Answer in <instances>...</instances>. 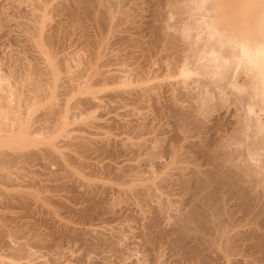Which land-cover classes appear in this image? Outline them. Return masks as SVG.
Instances as JSON below:
<instances>
[{
  "label": "bare ground",
  "instance_id": "6f19581e",
  "mask_svg": "<svg viewBox=\"0 0 264 264\" xmlns=\"http://www.w3.org/2000/svg\"><path fill=\"white\" fill-rule=\"evenodd\" d=\"M182 1L185 0H69L66 4L60 6H58L56 2L53 3L54 2L53 0H31L29 2L27 0L26 1L27 4L24 2V0L6 1L8 4L7 10H9L8 6H12L14 9L16 3L21 4V2H24L22 3V5L24 4L25 5L21 7V9L20 7L18 8L16 5L17 9H19L18 11L19 12L22 11L20 15L24 17V19L23 17H20L22 19L21 21H17L19 19L14 21L13 20L14 17L12 18L9 14L11 11H9L8 13V11L0 10V27L3 28V32L5 31L4 33L0 31V46L4 44L5 45L8 44V41L10 40L12 42L10 41L11 43L9 42L8 46L9 45L11 46L12 44L14 46V51L11 49V47L9 48V51L10 49L12 51V52L10 51L11 53H8L7 51L4 52L5 54L3 52L2 53L0 52L2 54V56H0L2 59V60L0 59V203L1 204L4 203L3 205L7 206L8 204H10V202L11 203L18 202V205H20V207L23 210L27 209V206H29L28 209L30 208V206H33L30 205L29 203L32 204L34 203V205L36 204L37 206L36 209L39 208V211L42 210L43 212L42 208L44 207L41 208L42 206L41 204L43 201H46L48 199V196L50 197L51 195L49 193L50 195L42 196L41 192H38L41 186L43 185L39 186V184L41 183L36 182L38 181L36 179L37 177L35 178L36 179L35 181V179H33V177L30 176V178H28L29 180L28 181L26 180L27 182L24 183V185L27 183L25 186L29 187L28 188L29 190H25L24 185H22L25 179L24 181H22V179L19 180L21 184L17 183L18 185L20 184V186H22L23 189L22 187L19 186L18 188L17 185H15L16 182L14 181L18 180V177L20 176L14 175L17 178L13 177L14 178L13 179L12 178L13 171L11 172L12 168L16 169L17 167L19 168V166L31 167L35 163L38 164L39 163L38 161L41 160L43 156L44 158L46 157L45 159H48V162L49 160L50 161L52 160L53 162L58 163V165L59 164L65 165L67 163L70 164L72 163L71 161L73 160L79 161L81 160V158L84 157L79 156L80 154L78 156L72 154V151L75 150L74 149L75 144L76 143L77 144L79 143V145L85 144L86 146L87 144L86 142H90V140L91 141L96 140L98 143L97 147L101 148L100 150H104L105 152H108L107 151L108 144H110V142L112 143V140L114 141V139L112 137L110 138L108 134H106L105 132L93 131V134L89 133L91 136L89 135L85 136L84 133H82L83 134L82 135L80 131L77 130V132H79L80 135L74 134L77 136V138L79 136V139H76V141H74L75 140L74 138H76V136H74L73 133H75V128H77L75 127V123L77 122L79 125L80 123H84L85 125L93 124L92 119L91 120L89 119V116L92 114L89 113L90 115L87 116H85V114L84 116L81 115L83 112H85L84 110H87L89 106L91 107V105H93L95 107L96 106L98 107L97 104H99L96 102L97 100H95V98L98 97L96 94L99 90L95 89L96 88L95 85L91 84V82L93 80L94 81L98 80L100 81V83L101 80L107 82V80L108 79L110 80V77H112L107 74L110 73V71L109 72L105 71L107 70V68L105 70L103 69L105 68L103 67L104 64H110V63H107L108 61L106 58H105L106 60L104 58L101 59L102 56L104 55V54L101 55V53L104 52L105 48L104 47L100 48L101 46L100 44L104 41V45H105V43L107 42L105 40L106 39L108 40V38L110 37V35L108 37L104 36V33L106 35H108L107 33L116 34V31L121 32L122 30L126 34L128 33L131 34V29L134 27L133 24L134 21L133 19H131V16L135 14V16L137 15L136 17L140 19L141 25L138 24L139 26L136 28V29L139 28L138 30H136L135 28L133 29H135L136 31L139 32V34L141 33L142 35H143L142 31L144 30V28L151 29V31H153L152 32L153 35L150 33L148 34H150L151 37H153V39L150 37L151 38L150 40L151 41L153 40L152 41L153 44L149 40L152 46L158 42L161 43V47L164 46L163 49L165 48V45L166 48H168L167 46H169V49L171 48L172 49L171 51L173 52L171 54H175L174 57L177 56L176 57L177 59L179 57H183L184 58L183 60H185V57L186 58L188 57V59L191 58L194 61L196 60L202 61L201 63L198 62L199 66L197 67L199 68V72L198 69L197 71L194 69L195 72H198L196 74L202 76V80L200 79L201 77L199 79L203 82L200 81V83L209 87L208 90L203 87V89H201L198 92L199 96L198 95L195 96L199 98V100L196 99L199 102L198 103L199 107L197 105L195 106L199 108L200 112L198 113L201 114L202 111V114L201 115L199 114V116L201 117L199 116L197 117L196 114L191 113L192 112L191 110L186 111L184 109L185 110L184 111L182 109L183 107L180 108L181 105L179 109L177 107L178 110H176L177 105L171 106L173 109L172 116L174 117V118L172 117L173 120L172 119L171 120L173 121L172 124L175 125V127L173 126L174 132L171 131L173 134L172 136L184 140L188 136L191 137L192 136L191 133L193 131L198 130V132H200L198 133L199 137L196 141L195 139L187 140L189 138L188 137L187 139H185L186 143L176 138L177 141H182L178 143L179 145L183 143L179 147L174 146V143L173 145L166 144L170 142L168 141L165 143V140L163 141L162 139L161 141V139H157V138H156L157 140L156 139L155 140L156 141L160 140L159 143L160 142L162 143L158 145V143H156L155 140L153 141V139L151 138L148 139V143L150 142V140L153 142L152 144H150L151 146L148 144L149 147L147 145L145 146V144H147L145 142L146 138L142 142L131 141L130 138H126V137L124 138L122 137L121 139L119 138V140L124 142V143L122 142L123 145L121 144L122 147L121 146L120 147L122 149L125 148V150L126 149L131 150L132 148V150L134 149L135 151L136 150L138 151V149L141 147L144 148L147 147V149L145 148V150H148V152L146 151L147 153L145 154H149L147 155V157H150L149 161H151V164L155 163L156 161L155 164L157 165V168L162 166L164 169L162 171L159 170V172L155 171V173H150L151 172L150 171L149 175H147L148 180L146 179L147 178L146 176H145L146 178L144 177L140 178L141 176H136L134 174L132 175L128 174L126 175L125 178L124 177L125 175L123 176L124 174L123 173L121 175L124 178L122 179L120 178L121 180H119V182L115 181L116 182L115 185L110 184V186L105 188L101 187V185L99 184L98 185L100 187L98 186L96 187L97 185L96 183L94 185V183L87 184V182H85L87 185L86 186L81 181L80 183L82 185L84 184L83 187L85 186L89 188L91 193L94 192L93 195H91L90 197H88V195H85L86 196L85 199L83 198L84 196L82 194L83 191L82 193L79 192L82 200L87 199L86 202L89 201V203H87L88 206L85 205L86 202L82 201L84 203L83 208L85 207V209L82 210L81 208L79 210V211L82 210L83 212L82 215H80L81 220L83 218L82 222L84 221V219H87L88 217L90 218V216L95 212L96 214L100 213L101 215V213L104 211H105L104 213L105 215L108 213L110 214V215L108 214L107 217L104 216L105 218L109 219L111 217L110 220L116 219L117 217L119 218V216L117 215L120 214L117 213L116 208L114 207V206L117 207L118 202L116 203L114 202L119 201L120 198H123L121 196L122 194L125 196L124 198H126V195H128L127 198L123 200L124 203L121 202L120 203L124 205L128 204L130 207L131 205L132 207L136 206L138 212L135 211V214L132 213L128 214L127 212L126 213L127 215L132 216L131 219L133 218L137 219L138 224H140L139 228L136 226L135 228L132 227L133 229L138 228L137 230H133L132 234H136V235H132V237L137 236L136 239L139 238L138 240L134 238L136 241L134 240L132 241V243L136 244L137 241L140 240L137 243V245L141 247L139 249V247H137L136 245L137 249L136 248L134 249L136 250V253L140 251L139 252L140 257H138L137 255L138 258L133 259L134 264H149L150 263L149 261H153L154 262V263L152 262L153 264H161L163 262L161 260L163 259L161 258V260H159L160 262L158 263L157 258L161 255L160 254L161 253L160 249L162 247L161 245L164 244H167L168 249H171L173 251L172 253H174L176 257L174 258V261L177 262V264L183 261L188 264H252L254 261L256 264L257 263L264 264V0H186L190 3L189 7L193 9V12L195 10L194 13L198 15V18L199 19L202 18V20L200 21L203 25L201 24L199 26H202L204 31V32L200 31L201 29L199 28L200 30L198 31L203 32L204 35L203 33L200 34L199 32V34L202 36H199L198 34L197 35L198 37H196V39L195 37L193 38L195 39V41L193 40L195 44L192 43L193 41L188 42L191 43L192 46L194 45V47H192L191 44L187 45V48L191 46L189 49L190 51L187 48L185 49L186 47L184 46L185 44L183 45L185 50L181 48L182 40L180 41L181 47L177 45L175 39L176 38L178 39V37H175L176 34L174 35L175 37L174 38L172 34L171 35L166 34L167 31L164 30V26L165 29H168V27L170 28V26L172 25L171 24L172 21L168 22V20L167 21L165 20L166 17L168 16V13H174V12L177 13L178 15L175 13L174 14L179 17L182 16L180 20L182 19L183 21L184 19L183 17H185L184 15H186L183 12H185L186 9L183 10L184 9L183 6L179 4ZM1 3L2 1L0 2L1 5L0 8L2 9L6 5L2 6ZM20 15L17 14V16ZM204 15H206L207 17ZM17 16L16 18H18ZM186 16H188V13ZM189 16H191V14ZM192 16L190 18H192ZM203 16L206 17L207 19L203 20L204 18ZM171 18H174V16ZM178 20L176 22H179ZM187 20L185 23L184 21L183 23L180 21L181 23L180 22H179L180 24L178 23L179 28L188 27L189 23L191 25L192 21L187 22ZM194 22L195 19L193 20V23ZM167 23L168 24L170 23V26ZM165 24H167L168 27ZM182 24L184 25V27H182L183 26ZM1 28L0 30H2ZM77 28H80V31H78L79 29ZM76 30L77 33L74 32ZM183 30L184 29H182V31ZM185 30L187 31V29ZM145 31L147 32V30ZM177 31L179 30L177 29ZM193 31H195V29H193ZM5 33L8 34L7 36L9 37V39L7 37L8 41L7 42L5 41L6 43L1 45V40L3 39L2 37ZM72 33L77 34L76 35L77 37L75 35L73 36L77 40V42L78 40L81 39L82 43H85L87 44V46L90 47V49L88 48L89 50L86 49L87 51H89L90 54L89 57L91 58L90 62H89V58H87L88 62L87 61L86 62L88 64L82 67L80 66V64L79 66L78 65L70 66L68 65L69 63L66 62V60L64 61L65 59L63 57L64 55L62 57L57 55V52H59L60 50V48L58 49V47L61 45V42L64 41L67 35H68V41L67 43L65 42V44L69 45V40H70L69 37L70 35H72ZM132 33H134V31ZM13 34L15 36H13ZM17 34H19V36L21 35V37L19 38ZM130 34L128 35L130 36ZM129 36L127 35L125 36L126 41L127 40L129 41V39L131 40V37L127 39V37ZM4 37L6 39V35ZM188 37L192 38L191 35H189ZM5 39H3V41ZM116 39H118V36ZM75 42L76 41H74L73 43ZM130 43L128 42L129 46ZM87 46L85 45V48ZM129 46L127 48L128 50L125 49V51H127L126 52L127 54L124 53L125 51L123 52L125 56L128 54L132 55L133 52L137 51L131 48L132 46L134 47V45H132L130 49ZM140 47L141 46H139V48ZM120 49H118L119 51L114 50L115 53H113L117 58L119 57L118 59L122 58L120 57V55L123 56V58L125 57L124 55H122L123 53L120 54V51H122ZM141 50L143 51V49ZM187 50L188 53H186ZM77 51L79 50L77 49ZM144 51H146V49ZM183 52H185L186 54L184 53L185 54L184 55ZM27 53L29 54L27 55ZM36 53L39 55L37 56L40 57L39 60L38 57L35 56ZM23 54L24 55L26 54L25 55L26 57H24ZM89 54L87 55L89 56ZM171 57L173 56L171 55ZM79 58L80 57L78 56V59ZM83 58L81 57L80 61ZM111 58L113 59V57ZM112 59H108V60H112ZM92 63L93 65H97V66L99 65L98 66L99 68H101L100 65L103 64L102 65L103 70H97L99 68L96 66H95L96 68L92 67L93 66L91 65ZM184 69L182 68V70L180 69V71L182 72V74L185 75ZM116 73L114 74H116L117 76L118 72ZM120 76L118 75L117 79H119ZM122 80H124L125 83L129 81V80L126 81L125 79ZM145 85L147 86V84ZM151 87L149 89H152ZM74 90L76 91V94H78V96L75 94L77 96V97L75 96V98H73L74 96L71 97L72 95L71 92H73ZM188 108L189 107H187V109ZM180 109H182L183 111ZM210 116L211 118H209ZM142 124H143L142 122L139 123L140 128ZM170 124L171 123H169V125ZM189 125L191 126L192 130L189 127ZM85 127H81L83 129L80 128V130L84 131ZM137 128L139 129V126ZM154 142L156 143V146L158 145L157 147L158 149H155ZM163 143L166 145H164ZM79 145L75 147L78 148ZM175 145H177L176 142ZM61 146L62 147L66 146V150L69 151L65 153L58 151L59 147L61 148ZM121 148L117 149L116 147V151L114 150V152L117 153L119 152V155L123 154L122 151L125 150L124 149L122 150ZM141 149L139 151H143ZM134 150L132 152H134ZM163 151L168 153L169 156L167 154V158L165 160L166 162L161 161L162 163L159 164L156 155L158 153H160L159 155L164 154L162 153ZM176 151H179L180 153ZM186 151L190 153L191 152L195 153V155L197 156L196 157L197 160H200L198 166L195 164L196 167H193L192 164L194 162H192L191 168L187 169L189 164L187 165V167L184 166L191 159L193 160V158L189 155L190 153L185 154L187 153ZM60 152L63 155L62 157L59 156ZM88 156L89 155H87V158L85 157L86 158L85 164L87 163L89 165L90 161H88L89 160ZM146 159L148 158L144 157L143 159V157H141L139 158V161L142 160L144 162V160ZM117 161H119V159ZM149 161L148 164L150 163ZM123 162H125V160ZM127 162L129 161H126V163ZM196 162L197 161H195V163ZM105 163H106L105 166L109 165L108 162ZM126 163L125 165H127L128 167L130 165L131 166L134 165L133 167H135L134 163L131 164L129 163L126 164ZM137 163L139 164V162ZM131 166L129 167V169L130 168L132 169ZM64 167H67V165H65ZM124 168L123 167L119 168V171L120 169H122V172L128 170L127 167L125 168V170H123ZM185 170L186 172H184ZM117 176L118 174L116 175V177ZM112 177L114 178V176ZM12 184H14V186H16L17 189L13 188L12 191L10 187ZM78 185L80 184L78 183ZM46 186L51 187V185H47V184ZM61 186L62 185L60 184V187ZM170 186L172 187L174 186V188H176L177 191L176 194L179 193L178 195L184 197V200L182 199V202L186 203V204L184 203L186 205V208L188 207L187 209H185V212L183 210H181L183 212H180V210L178 212L177 211L178 209H176L173 205V202H171L172 197L170 195L169 197L171 198L167 196V194H169L168 192L171 190ZM8 187L11 190H9ZM51 188L53 189V187ZM99 188H102L104 190L106 189V193L108 192L107 190H109V192L110 190L113 191L115 190L116 192L115 194H118V192L119 193L121 192L122 194L116 195V198H118L119 196L117 200L115 197H113L115 200L110 199L113 202L107 200V202H110V204H105L106 203L105 201L103 202V204L101 202L99 204V201L97 202L96 201L97 198L94 196L96 191L99 190ZM163 188H165V190H163ZM54 189H57V187L56 188L54 187ZM174 191L175 189L173 190V193ZM87 192L89 194V190L86 191V193ZM81 194L83 196H81ZM102 194H104V192ZM115 194H113V196ZM129 195L131 198L135 196V199L134 200L133 198L131 199ZM51 196L53 197V195ZM91 197L92 198L95 197L96 199H92ZM50 198L49 200L51 201L52 199ZM58 199L59 198H57L56 202H58ZM130 200L133 202H131ZM120 201H122V199ZM154 201L157 203H154ZM176 201L174 202L177 203ZM150 202H152L153 205L150 204ZM170 202L173 205V209L175 208V212H173V214L171 213L172 215L169 213L167 214L166 210H164V208L167 207V204L168 203L170 204ZM162 203H165V207H163ZM37 204L41 206L39 207ZM9 206L10 205H8V207ZM129 206H127V208H129V210L131 211L132 207L130 209ZM123 207H121V210L123 209ZM33 208L35 209V207ZM33 208L29 210H31L32 212L34 210ZM50 208L49 206L46 209L44 208L45 210L44 212L45 213L48 212L47 214L48 216L50 214L51 218L55 220L53 222H57V224L60 225L61 228L63 227L64 229L77 232L76 234L74 233L75 237H79V239H81L79 242L82 241L83 244H86V247L88 248L87 250L98 254V256L99 254H101L102 257L100 256L99 259H103V260L99 262L100 264H109L111 260L110 257L112 255L113 257L117 256L115 255L116 253H119L121 256V252L118 251L119 250L118 247L120 243H123L120 241H122V239L124 240L123 235L125 234L124 232L125 230H123V228L125 229V227L129 226V224L125 226L127 222L124 223V227L122 225H119L118 222L117 225L116 224L110 226L108 225L109 227H108V232L106 231L107 233L103 231L101 232V230L100 231L97 230L98 227L97 229H95L96 227H91L90 225L86 226V223L89 222L88 220L87 222H85V225H82L84 227L80 226L81 228H79V226L77 225L78 227L76 228L73 225L74 228H70L68 224L70 222L66 220L64 221V219L61 216L57 217L58 212L56 211L57 212L56 213L55 210L54 211L52 210V207ZM127 208H124L123 210L126 211ZM169 208L171 209V205H169ZM121 210L119 208V211ZM146 211L148 212L147 214H145ZM33 212L36 213L35 211ZM73 212L75 213V211ZM121 212L123 214V211ZM22 215L23 213L20 214V218ZM123 215L120 216L121 219L124 218ZM127 215L125 214L126 217ZM8 217L9 216H6L2 212H0V255L9 256L10 258H15V259L7 258L8 260H5L4 258L5 256H4L2 259L0 258V264H66L67 263V261H65L66 258L63 260V258L62 259L60 258L61 256L57 257L58 256L57 254H59V252L62 253L59 247L61 245H58L57 243L54 245L53 244L55 243L54 241L53 243H51L52 241L50 242V244H53L52 250L54 252L53 253L54 255L50 257L49 260L47 259L50 263L43 260V258L41 259L40 258L42 257L41 249L43 248L46 249L48 246H50V244L47 243L48 241L46 238L47 234L42 232V229L40 231L37 229V227L36 228L30 227L31 224L30 226L28 225L29 227L27 226L28 227L27 229L21 228V227H26L23 226V224L21 226L19 225L20 228L18 229H14L13 227L9 228L10 226L7 225L8 224L7 220H11V219H9ZM97 217L99 218V215ZM169 217L171 218L173 217L175 221L173 220L174 223L172 221L173 224H171L172 225L171 228L168 229L167 227L166 229L162 224H160V222L163 221V219H167ZM80 218L78 219L80 220ZM138 219L139 220L142 219L141 223H139ZM13 220L15 221V219ZM44 222L42 223L44 224ZM123 222L120 224H123ZM42 226L44 227V225ZM128 228H130L131 230L132 229L131 225ZM128 228L126 230H128ZM129 232L130 231L128 230L127 233ZM18 233L19 234L26 233L29 237V240L25 242L23 238H20L21 240L10 239L14 236H17ZM127 233L125 234V237H127L126 236ZM26 234H24V237ZM86 234H87L86 237H88L89 234L94 236L95 239L93 238L94 240L87 241V239L85 238ZM72 237L74 239V236H71V240ZM32 247L36 248V250H33ZM157 248L159 249L158 254H156ZM154 250L156 252H154ZM46 252L47 251H45V253ZM72 253L70 254V256L71 255L73 256ZM256 253H258L257 254L258 256L256 255ZM168 254L170 253L168 252ZM253 254H255L256 257L251 256ZM249 255L251 256L253 261L251 260ZM89 257L90 256H88L87 261L89 260ZM117 257H115V259ZM255 258L257 259L254 260ZM90 259L91 260L88 263L90 262L92 263V256ZM118 259L123 262L124 258L123 259L117 258L116 261ZM129 261H130L129 263H131V260ZM125 263L123 262V264ZM117 264H119V262ZM120 264L122 263L120 262ZM162 264H164V262Z\"/></svg>",
  "mask_w": 264,
  "mask_h": 264
},
{
  "label": "rangeland",
  "instance_id": "374dc122",
  "mask_svg": "<svg viewBox=\"0 0 264 264\" xmlns=\"http://www.w3.org/2000/svg\"><path fill=\"white\" fill-rule=\"evenodd\" d=\"M2 1V6L3 5H6L5 7H3V8H6V9H1L0 8V10H5V11H8V13H9V11H11L9 14H10V16L13 18V20L15 21V20H17V19H19V20H17V21H21L22 19L20 18V17H23V16H21L20 14H21V12H19L18 10L19 9H17V7L19 8L20 7V9H21V7H23L24 5H22V3H26V1L27 0H24V2H21V4H15V7H14V9H13V7L12 6H8V9L9 10H7V0H5V2H4V0H0V2ZM23 1V0H22ZM29 1H31V0H28V2ZM54 2L53 3H55L56 2V4L58 5V6H60V5H64V4H66L69 0H53ZM59 2V3H58ZM187 2V3H186ZM183 3V4H182ZM27 4V3H26ZM180 5H182L183 6V10H187V13H188V16H186L187 15V13H186V10H185V12H183L184 14H186V15H184L185 17H183L184 19H183V21H184V23L186 22V20H187V22L189 21V22H191V25H190V23H189V25H190V27H189V25H188V27H185V28H179V26H178V23L181 21L182 23H183V21H182V19L180 20V18L182 17V16H177L178 14L177 13H175V14H177V15H175L174 13H168V16L166 17V21L168 20V22H171V24L173 25V22H174V25H173V27H172V25L170 26V23L168 24L169 26H170V28L167 26V24H165L167 27H168V29H165V26H164V30H166L167 31V33L166 34H169V35H171L172 34V36L174 37V35L176 34V36L175 37H178V39L176 38L175 40H176V43H177V45H179L180 47H181V43H182V47L181 48H183V50H185L186 48H187V45H189V44H191V43H188V42H192L193 40L195 41V39H196V37H198L197 35L199 34V32L200 31H203V27L202 26H199V25H201L202 23H201V21L200 20H202V18L201 19H199L198 18V15H196L194 12H195V10H194V12H193V9L191 8V7H189L190 6V3L188 2V1H182V2H180L179 3ZM187 4H188V6H187ZM16 5H17V7H16ZM19 5V6H18ZM22 5V6H21ZM1 6V5H0ZM185 6V7H184ZM187 8H189V9H187ZM12 9V10H11ZM190 10V11H189ZM16 11H18V12H16ZM192 11V12H191ZM15 12V13H14ZM191 12V13H190ZM13 13V14H12ZM17 14L18 15H20V16H17ZM191 14V16H192V14H193V16H192V18H193V20L195 19V22H196V20H197V22H196V24H195V22L193 23V20H192V18H190L191 16H189ZM13 15V16H12ZM18 17V18H16V16ZM169 15H171V16H169ZM180 15H183V14H180ZM196 15V16H195ZM135 16V14H133L132 16H131V19H133V21H134V27H133V24H132V27L133 28H137L139 25H141V22H140V19H138V17H134ZM139 16V15H138ZM174 16V18H171V17H173ZM195 16V17H194ZM204 16H206V15H204ZM203 16V17H204ZM169 17V18H168ZM176 17V18H175ZM189 17V18H188ZM201 17V16H200ZM207 17V16H206ZM206 17H204L203 18V20H206L207 18ZM140 18V17H139ZM179 20H178V19ZM23 19H24V17H23ZM176 19V20H175ZM136 20V21H135ZM137 20H138V22H137ZM179 21V22H176V21ZM199 20V21H198ZM16 21V22H17ZM176 22V23H175ZM180 22V23H181ZM179 23V24H180ZM198 23V24H197ZM136 24V25H135ZM139 24V25H138ZM164 24V23H163ZM177 26H176V25ZM183 25V24H182ZM186 25H187V23H186ZM185 25V26H186ZM196 25V26H195ZM203 25V24H202ZM176 26V27H175ZM181 26V25H180ZM196 28H195V27ZM140 27H143V26H140ZM178 27V28H177ZM182 27H184V25L182 26ZM193 27V28H192ZM1 28V27H0ZM131 29V34L130 33H128V34H130V36L128 35V34H126V33H124V31H122L121 30V32L120 31H116V34L114 33V34H109V33H107L108 35H106L105 33H104V36H109L110 35V39L108 38V40L106 39L105 41H107L106 43H105V45H104V41L99 45L100 46V48H102V47H104L105 48V50H104V52L103 53H101V55L102 54H104L103 56H102V58L101 59H107V63H110V64H102L103 65V67H105V68H103L104 70L107 68V70H105L106 72L108 71H110V73H107L109 76H112V77H110V80L108 81L107 80V82H105V81H102L101 80V83H100V81H92L91 82V84H93V85H95V89H97V90H99L98 92H97V96L98 97H96V98H98V99H96L95 98V100H97L96 102L97 103H99V104H97L98 105V107L96 106H93V105H91V107L89 108H87V110H84L85 112H83L81 115H83L84 116V114H85V116H87V115H90V114H92V115H90L89 116V119L91 120L92 119V121H93V124H89V125H85L84 123H80V125L78 124V122L77 123H75V127H77V128H79V129H77V128H75V133H73V135L74 134H76V135H80V133L82 134V133H84L85 134V136L86 135H89V136H91L90 134L92 133L93 134V131L94 132H96V131H98V132H105L106 134H108V136L111 138H113L114 139V141L112 140V143L110 142V144H108V148H107V151L108 152H105L104 150H100L101 148H99V147H97V141L96 140H94V141H91L90 140V142H86L87 144H86V146H85V144H80L79 145V143L77 144H75V146H77V145H79L78 146V148L77 147H75L74 146V151H72V154H74V155H79V156H81V157H84V158H81V160H79V161H77V160H73V161H71L72 163H70V164H65V165H67V167H64L65 165H58V163H56V162H53L52 160V162L49 160V162H48V159H45L44 158V156H43V158H41V160H39L38 162V164L37 163H35L33 166H31V167H27V166H19V168L17 167L16 169L15 168H12L11 169V172H12V178L14 177V178H17L16 176H14V175H17V176H20V177H18V180H15L14 182H16V184L15 185H17V187L19 186V187H22V186H20V179H22V181H24V179H25V181L23 182V184L22 185H24V183L25 182H27L29 179L28 178H30V176L31 177H33V179H35L36 177V179L38 180V181H36V179H35V181L38 183H41V184H39V186L40 185H43V186H41V188H40V190L38 191V192H41V194H42V196H46V195H53V197L50 195V197L48 196V201L50 202H48L47 200V203H49V204H47L46 203V201H43L42 202V206L41 205H38L39 207L41 206V208L42 207H44L45 209L49 206V208L50 207H52V210L54 211L55 210V212L57 211L58 212V214H57V217H59V216H61L63 219H64V221L66 220V221H69L70 223H68L69 224V226H70V228H74V226L77 228L78 226H79V228H81L80 226H82V225H85V222H87V220L89 221V222H87L86 223V226H88V225H90L91 227H96L95 229H97V227H98V229L97 230H101V232L103 231V232H105V233H107L108 232V227L110 226V225H117V222L119 223V225H122L123 227H124V223H126V225L125 226H127L128 224H129V226H127V227H125V229L123 228V230H125L124 232H125V234L128 232V230L130 231L129 233H127V237H125V234L123 235V233H122V235H123V237H124V240L122 239V241H120V242H123V243H120V245H119V252H121V256H120V254L119 253H116L115 255H117V256H114L113 257V255L110 257V259L112 260H110V262H109V264H111V262H112V264L114 263V264H117L118 262H119V264H120V262L123 264V262L125 263V264H131L132 262H133V259H135V258H138V257H140L139 256V252H137L136 253V250H134L135 248L137 249V247H139V245H137V243L140 241H137V243L136 242H134V243H136V244H133L132 243V241H134L136 238H137V236H133L132 237V235H136V234H132L133 233V230H137L138 228H139V225L140 224H138V221H137V219H131L132 218V216L131 215H127V213L128 214H135V211L136 212H138V210H137V208H136V206H133L132 207V205H131V207H132V209H131V207L128 205V204H126V202H125V204L126 205H124V204H121V203H124L123 202V200H125L126 198H127V196L128 195H126V198H124L125 196L120 192H118V194H122L121 196L124 198H120V200L122 199V201H115L114 203H116V202H118L117 204V207L116 206H114L115 208H116V211H117V213L118 214H120V215H117V216H119V218L116 220V219H113V220H110L111 219V217L108 219V218H105V217H107V215L109 214H104L105 213V211L104 212H102L101 213V215H100V213H97L96 214V212L94 213V214H92L93 215V217H92V215L90 216V218L88 217L87 219H84V221L82 222V220H83V218H82V220H81V216L80 215H82V210L83 209H85V207L83 208V205H84V203L83 202H86L87 201V199L86 200H82V198L80 197V193H82V191H83V195L85 196V195H88V197H90L91 195H93V193H91V191H90V189L89 188H87V187H83V185L85 184L86 185V183L85 182H87V184L88 183H94V185H95V183L97 184L96 185V187L98 186V187H100L99 185H101V187H103V188H105V187H108V186H110V184L111 185H115V183L116 182H119V180H121L122 178H126V175H128V174H134V175H136V176H141L140 178H146L147 177V175H149V172L150 173H155V171H157V172H159V170H163L164 168L162 167V166H160L159 167V164L160 163H162V162H164L165 160H166V158H167V154L168 153H166V152H162V153H164V154H161V155H159L160 153H158L157 155H156V157H157V161L159 162V164H158V167L159 168H157V165L155 164L156 163V161H155V163H152L151 164V161H149L150 159V157H147V155H149V154H145V153H147L148 152V150H145V148L147 149V147H141V148H143V149H141V148H135V149H138V151L136 150H134V152H132L133 150H132V148H131V150H125V148H123L125 151H122V153L123 154H121V155H119V152L117 153V152H114V150L116 151V147H117V149H120L121 147H122V145H123V141H121V140H119V138L121 139L122 137L124 138V137H126V138H130V140L131 141H144L145 140V138H146V140H145V142L147 143V144H145V146L147 145L148 146V144L150 145V144H152V142L157 138V139H161V141H162V139H163V141L165 140V143L166 142H170V143H166V144H170V145H173V143H174V146H177V147H179V146H181V144H183V143H181L180 145L178 144V143H180V142H185L186 140L185 139H187L188 137V139L187 140H191V139H195V141L198 139V137H199V134L198 133H200V132H198V130L196 131H193L192 133H191V137L190 136H188L187 138H185L184 140L183 139H181V138H178V137H176V138H178V139H180V140H182V141H177L176 140V138L174 137V136H172L173 134H172V132H174L173 130H174V127H175V125H173L172 123H173V113H172V107L171 106H175V105H177L176 106V110H178L179 109V107H180V105H181V107L180 108H182L183 110L185 109L186 111L187 110H191L192 112L191 113H193V114H196L197 115V117L199 116V114L200 113H198V112H200L199 111V105H198V101L197 100H199V98L198 97H195V96H199V94H198V92L201 90V89H203V87L205 88V89H207L208 90V88L209 87H207L206 85H203V84H201L200 83V81L202 80V76H200L199 74H196V73H198L199 72V68L197 67V66H199L198 64L199 63H201L202 61H199V60H196V61H194V60H192L191 58H189L188 59V57L186 58L184 55L186 54V53H188V50L190 49V47L192 46V44H191V46H189V48H187L188 50L186 51V53L185 52H183V56L185 57V60H183L184 58L183 57H179L178 59L176 58V57H174L175 56V54H171V53H173L171 50V48L169 49V46H167L168 48H166V45L165 44H163V45H165V48L163 49V47H161V43H155L153 46H152V44H153V40L151 41L150 39L152 38L153 39V37H151V35L150 34H152V32L153 31H151V29H147V28H144V32L142 31V33H143V35L140 33L139 34V32L138 31H136V30H138V29ZM192 28V29H191ZM201 30H200V29ZM2 30H0V31H2L3 32V28H1ZM77 29H79L78 31H80V28H77ZM177 29L179 30V31H181V32H179V31H177ZM182 29H187V31L185 30H183L182 31ZM193 29H195V31H193ZM145 30H147V32L145 31ZM173 30V31H172ZM198 30H200V31H198ZM134 31V33H132ZM150 31V32H149ZM165 31V32H166ZM176 31V32H175ZM190 31V32H189ZM5 32V31H4ZM3 32V33H4ZM75 33H77V30L76 31H74ZM117 32H119V33H117ZM169 32V33H168ZM184 32V33H183ZM204 32V31H203ZM203 32H200V34H202ZM20 33V32H19ZM75 33H72V35H70V37H69V45L68 44H65V42L67 43V41H68V35L65 37V39H64V41H62L61 42V45L58 47V49L60 48V50H59V52H57V55L58 56H63L65 59H64V61L66 60V62H68L69 64L68 65H70V66H74V65H78L79 66V64H80V66L82 67V66H84V65H87L88 63V59L87 58H89L90 57V54H89V51H87V50H89L90 49V47L89 46H87V44H85V43H82V41H81V39L80 40H78V42H80V43H78L77 42V40L73 37L74 35L76 36L77 34H75ZM79 33V32H78ZM148 33H150V34H148ZM183 33V34H182ZM15 34V33H14ZM13 34V36H15ZM22 34V33H21ZM121 34V35H120ZM135 34V35H134ZM137 34V35H136ZM178 34V35H177ZM180 34H181V37H180ZM187 34V35H186ZM199 34V36H202V35H200ZM6 35V39H5V36ZM8 34L7 33H5L4 35H3V39H5L4 41H3V39L1 40V45L2 44H4V43H6L8 40H7V36ZM11 35V34H10ZM9 35V36H10ZM114 35V36H113ZM124 37H123V36ZM129 36V37H127V39L128 38H130L131 37V40L129 39V43L131 42L132 43V45H134V47L135 46H137V47H133L132 45H131V43H130V46L128 45V42L126 41V37L125 36ZM140 35H141V37H140ZM153 35V34H152ZM186 35V36H185ZM189 35H191V37L192 38H190V37H188ZM203 35H204V33H203ZM17 36H19V34H17ZM16 36V37H17ZM111 36H112V38H111ZM117 36H118V39H116L117 38ZM138 37V39H137V37ZM21 37V35L19 36V38ZM77 37V36H76ZM123 39H122V38ZM135 39H134V38ZM151 37V38H150ZM174 37V38H175ZM195 37V39H193ZM18 38V39H19ZM67 38V39H66ZM72 38V39H71ZM104 38H106V37H104ZM143 38V39H142ZM182 38V39H181ZM8 39H9V37H8ZM17 39V38H16ZM73 39H74V41H76L75 43H73L74 41H73ZM184 39V40H183ZM116 40V41H115ZM120 40V41H119ZM123 40V41H122ZM146 40V41H145ZM149 40L151 41V43L149 42ZM179 42H178V41ZM182 40V41H181ZM186 40V41H185ZM6 41V42H5ZM11 41V40H10ZM10 41H8V44H9V42ZM70 41H71V43H70ZM73 41V42H72ZM135 41V42H134ZM136 41H137V43H136ZM180 41H181V43H180ZM183 41H185V42H183ZM194 41L192 42V43H194ZM12 42V41H11ZM10 42V43H11ZM64 42V43H63ZM114 42V43H113ZM140 42V43H139ZM111 43V44H110ZM133 43H135V44H133ZM148 43V44H147ZM151 45H150V44ZM8 44H4V45H2V46H0V52L2 53H4V52H8V53H11L12 51H11V49L14 51V46H13V44L10 46H8ZM113 44V45H112ZM142 44V45H141ZM158 46H157V45ZM185 44V45H184ZM195 44V43H194ZM75 45V46H74ZM84 45V46H83ZM85 45L87 46L86 48H85ZM129 46V49H130V47L131 48H133V49H135V50H137L136 52H133L132 53V55H129V56H131V57H129L128 55H124V53L125 54H127L126 52L127 51H125V49H127L128 48V46ZM156 45V46H155ZM186 46L185 47V49H184V46ZM27 46V45H26ZM125 46H126V48H125ZM139 46H141L140 48H139ZM156 48H155V47ZM11 47V49H10V51H9V48ZM13 47V48H12ZM62 47V48H61ZM158 47V48H157ZM192 47H194V45L192 46ZM89 48V49H88ZM93 48V47H92ZM96 48V47H95ZM99 48V47H98ZM110 48V49H109ZM112 48V49H111ZM113 48H115V49H113ZM120 48H122V49H120ZM137 48V49H136ZM150 48V49H149ZM161 50H160V49ZM5 51H4V50ZM62 49V50H61ZM75 49V50H74ZM77 49L79 50V51H77ZM87 49V50H86ZM118 49H120V50H122V51H120V54L121 53H123L124 51V53L122 54V55H124L125 57L123 58V56H121L120 55V57H122L121 59H118L113 53H115V51H117ZM124 49V50H123ZM141 49H143V51L141 50ZM146 49V51H144ZM156 49V50H155ZM166 49V50H165ZM3 50V51H2ZM115 50V51H114ZM128 50V49H127ZM134 50V51H135ZM58 51V50H57ZM74 51V52H73ZM76 51V52H75ZM105 51H106V54H105ZM108 51V52H107ZM112 51V52H111ZM114 51V52H113ZM119 51V50H118ZM169 53H168V52ZM190 51V50H189ZM66 52V53H65ZM111 52V53H110ZM0 53V56H2V54ZM8 53H6V54H8ZM69 53H71V54H69ZM76 53V54H75ZM5 54V53H4ZM3 54V55H4ZM29 53H27V55H28ZM31 54V53H30ZM87 54H89V56L87 55ZM136 54V55H135ZM142 54V55H141ZM164 54V55H163ZM168 54V55H167ZM26 55V54H25ZM24 54H23V56L24 57H26ZM38 54L36 53V55L35 56H37ZM75 57H74V56ZM81 55V56H80ZM86 57H85V56ZM145 55V56H144ZM171 55L173 56V57H171ZM22 56V55H21ZM39 56V55H38ZM37 56V57H38ZM77 56V57H76ZM78 56L81 58H83V59H81V61H80V58L78 59ZM88 56V57H87ZM105 56V57H104ZM114 56H115V58H114ZM149 56V57H148ZM170 56V57H169ZM74 57V58H73ZM108 57V58H107ZM111 57H113V59L111 58ZM67 58V59H66ZM76 58V59H75ZM138 58V59H137ZM0 59H1V57H0ZM40 59V57H38V60ZM75 59V60H74ZM90 59L91 58H89V62H90ZM105 59V60H106ZM108 59H112V60H108ZM124 59V60H123ZM2 60V59H1ZM69 60V61H68ZM84 60V61H83ZM123 62H122V61ZM175 60V61H174ZM178 60V61H177ZM63 61V62H64ZM76 61V62H75ZM79 61V62H78ZM87 61V62H86ZM109 61H111V62H109ZM135 61V62H134ZM182 61V62H181ZM194 61V62H193ZM66 62H65V64H66ZM134 62V63H133ZM176 62V63H175ZM199 62V63H198ZM75 63V64H74ZM117 63V64H116ZM183 63V64H182ZM186 63V64H185ZM120 64V65H119ZM123 64V65H122ZM167 64V65H166ZM175 64V65H174ZM180 64V65H179ZM182 64V65H181ZM91 65H93V63L91 64ZM102 65H100L101 66V68H99L97 65H93L92 67H98L99 69H97V70H103L102 69ZM182 66V67H181ZM95 67V68H96ZM196 67V68H195ZM182 68L184 69V72H185V75L184 74H182V72L180 71V69L182 70ZM109 69V70H108ZM113 69V70H112ZM197 71V69H198V72H195V70ZM94 70H96V69H94ZM186 70V71H185ZM113 72V73H112ZM116 72H118V75L120 76V74H121V76H122V78H121V76H120V78L119 79H117V77H118V75L116 76ZM186 72H188V73H186ZM114 73H116V74H114ZM113 74V75H112ZM135 74V75H134ZM124 75V76H123ZM114 76V77H113ZM125 77V78H124ZM133 77V78H132ZM201 77V78H200ZM114 78V79H113ZM127 78V79H126ZM142 80H141V79ZM201 80H200V79ZM121 79V80H120ZM122 79H125L126 81L127 80H129V81H127V83H125V81L124 80H122ZM119 80V81H118ZM137 81V82H136ZM144 81V82H143ZM199 81V82H198ZM105 82V83H104ZM124 82V83H123ZM139 82V83H138ZM201 82H203V81H201ZM95 83V84H94ZM104 83V84H103ZM130 83H133V84H130ZM101 84H102V86H101ZM107 84V85H106ZM124 84V85H123ZM135 84H136V86H135ZM139 86H138V85ZM140 84H143V85H140ZM145 84H147V86L145 85ZM199 84V85H198ZM201 84V85H200ZM129 85V86H128ZM150 85V86H149ZM101 86V87H100ZM126 86V87H125ZM134 86V87H133ZM144 86V87H143ZM152 86V87H151ZM94 87V86H93ZM138 87V88H137ZM142 87H143V89H142ZM152 88V89H149V88ZM200 87H202V88H200ZM146 88V89H145ZM140 89V90H139ZM149 89V90H148ZM148 90V91H147ZM137 91H138V94H137ZM139 91H140V93H139ZM129 92V93H128ZM72 93V95H71V97L72 96H74L73 98H75V96L77 95L78 96V94H76V91L74 90L73 92H71ZM147 93V94H146ZM197 93V94H196ZM76 94V95H75ZM111 94H112V96H111ZM134 94V95H133ZM141 94H145L144 96L143 95H141ZM131 95V96H130ZM140 97H139V96ZM76 96V97H77ZM134 97H135V99H134ZM197 99V100H196ZM154 100H155V102H154ZM157 100V101H156ZM194 100V101H193ZM174 101V102H173ZM195 103H193V102ZM197 101V102H196ZM163 102V103H162ZM176 102V103H175ZM162 103V104H161ZM169 103H170V105H169ZM175 103V104H174ZM171 104H173V105H171ZM96 105V104H95ZM154 105H155V107H154ZM164 105V106H163ZM166 105V106H165ZM169 107H168V106ZM184 105H186V106H184ZM189 105V106H188ZM195 105H197V106H195ZM159 107H161V108H159ZM177 107H178V109H177ZM187 107H189L188 109H187ZM192 107V108H191ZM194 107H195V109H194ZM156 108V109H155ZM166 108V109H165ZM197 108V109H196ZM159 109V110H158ZM171 110V111H169V110ZM182 109H180V110H182ZM194 109V110H193ZM167 110V111H166ZM179 110V111H180ZM182 110V111H183ZM184 110V111H185ZM92 111V112H91ZM197 111V112H196ZM87 112V113H86ZM163 112V113H162ZM196 112V113H195ZM90 113V114H89ZM201 114H202V111H201ZM200 114V115H201ZM124 115H126V116H124ZM168 115V116H167ZM171 115V116H170ZM195 115V116H196ZM92 116V117H91ZM159 116V117H158ZM162 116V117H161ZM91 117V118H90ZM141 117V118H140ZM173 117V118H172ZM199 117H201V116H199ZM134 118V119H133ZM139 118H140V120H139ZM209 118H211V116L209 117ZM96 119V120H95ZM172 119V120H171ZM138 120V121H137ZM145 120V121H144ZM160 120V121H159ZM168 120H169V122H168ZM167 122V124H166V122ZM95 122V123H94ZM123 122V123H122ZM138 122V123H137ZM143 123L142 125H141V128H140V125H139V123ZM129 123V124H128ZM169 123H171L170 125H169ZM76 124H78V125H76ZM83 124H84V126H83ZM132 124V125H131ZM82 125V126H81ZM92 125V126H91ZM135 125H136V127H135ZM86 126V127H85ZM139 126V129L137 128ZM174 126V127H173ZM81 127H85L84 129V131L83 130H80V128ZM173 129H172V128ZM189 127L191 128V126L189 125ZM87 128V129H86ZM129 128V129H128ZM146 128H147V130H146ZM165 131H163L162 129ZM81 129H83V128H81ZM172 129V130H171ZM189 129V128H188ZM194 129V128H193ZM77 130H79L80 131V133L79 132H77ZM90 130V131H89ZM160 130V131H159ZM168 130H169V132H168ZM191 130H192V128H191ZM146 131V132H145ZM150 131V132H149ZM172 131V132H171ZM148 132V133H147ZM155 132V133H154ZM158 132V133H157ZM160 132V133H159ZM197 132V133H196ZM90 133V134H89ZM150 133V134H149ZM166 133V134H165ZM152 134V135H151ZM155 134V135H154ZM189 134H190V132H189ZM76 135H74V136H76ZM83 135V134H82ZM103 135V134H102ZM157 135V136H156ZM167 135V136H166ZM195 135V136H194ZM198 135V136H197ZM88 136V137H89ZM92 136H94V135H92ZM136 136V137H135ZM153 136V137H152ZM168 137V138H167ZM170 137V138H169ZM172 137H174V138H172ZM197 137V138H196ZM153 139V141H151L150 140V142L148 143V139ZM75 140L74 141H76V139H79V136H78V138H77V136H76V138H74ZM117 139V140H116ZM156 139V140H157ZM172 139V140H171ZM155 140V141H156ZM159 141L160 140H158V141H156V143H158V145H160V143H162V142H160L159 143ZM113 142H115V143H113ZM117 142H118V144H117ZM123 142V143H122ZM175 142H176V144L177 145H175ZM91 143V144H90ZM120 143V144H119ZM156 143L154 142V146H155V149H158L157 147H158V145L156 146ZM186 143V142H185ZM184 143V144H185ZM96 144V145H95ZM122 144V145H121ZM164 144V143H163ZM166 144H164V145H166ZM116 145H118V146H116ZM99 146V145H98ZM111 146V147H110ZM121 146V147H120ZM151 146V145H150ZM92 147V148H91ZM109 147H110V149H109ZM113 147H115V148H113ZM124 147V146H123ZM149 147V146H148ZM87 148V149H86ZM112 148H113V150H112ZM76 149H78V150H76ZM109 149V150H108ZM122 149V148H121ZM122 149V150H123ZM143 150V151H139V150ZM149 149V148H148ZM187 150V149H186ZM58 151H61V152H67V151H69V150H66V146H61V148L59 147V150ZM57 151V152H58ZM104 151V152H103ZM110 151V152H109ZM147 151V152H146ZM185 151V150H184ZM61 152H60V157H62L63 155L61 154ZM90 152V153H89ZM101 152H103V153H101ZM124 152H125V154H124ZM132 152V153H131ZM159 152H161V151H159ZM176 152H179V151H176ZM180 152H181V150H180ZM179 152V153H180ZM187 152V151H186ZM63 153V154H64ZM83 153V154H82ZM114 153V154H113ZM134 153V154H133ZM166 153V154H165ZM188 153H190V152H187V153H185V154H188ZM191 153H192V155H191ZM189 155L193 158V160L191 159L189 162H187L186 163V165H184V166H186L187 167V165H188V167H187V169L188 168H191V164H192V162H194L193 164H192V166L193 167H196V165L198 166L199 164L198 163H200L199 161L200 160H197V156L195 155V153H193V152H191ZM85 155V156H82V155ZM103 154V155H102ZM109 154V155H108ZM87 155H89L88 156V161H90V164L88 165L87 163L85 164V160H86V158H87ZM99 155V156H98ZM103 156V157H101V156ZM124 155V156H123ZM195 155V156H194ZM104 156H107V157H104ZM168 156H169V154H168ZM86 157V158H85ZM125 157V158H124ZM141 157H143V159H144V157H146V158H148V159H146V160H148L150 163L148 164V161H146V160H144V162L142 161V160H140L139 161V158H141ZM165 157V158H164ZM112 158V159H111ZM116 158V159H115ZM195 158V159H194ZM44 159H45V161H44ZM91 159V160H90ZM104 159V160H103ZM119 159V161H117ZM122 159H123V161L125 160V162H123L122 161ZM128 159V160H127ZM199 159V158H198ZM100 160V161H99ZM102 160V161H101ZM106 160V161H105ZM168 160V159H167ZM81 161V162H80ZM122 161V162H121ZM126 161H129V162H127V163H129V164H131V163H134L135 164V167H133V166H131L132 167V169L130 168L129 169V167L127 166V165H125V163H126ZM162 161V162H161ZM195 161H197L196 163H195ZM41 162V163H40ZM43 162V163H42ZM79 162V163H78ZM105 162H108L109 163V165H111V166H105L106 165V163ZM118 162V163H117ZM136 162V163H135ZM137 162H139V164L137 163ZM166 162V161H165ZM105 163V164H104ZM107 163V164H108ZM123 165H121V164ZM126 163V164H127ZM141 163V164H140ZM37 164V165H36ZM40 164V165H39ZM118 164V165H117ZM153 164H155V165H153ZM185 164V163H184ZM196 164V165H195ZM47 165V166H46ZM69 165V166H68ZM116 165V166H115ZM195 165V166H194ZM45 166V167H44ZM107 167V168H106ZM121 167H127L128 168V170H126L125 172H122V169H120V171H119V168H121ZM34 168V169H33ZM117 168V169H116ZM125 168L123 169V170H125ZM157 168V169H156ZM160 168H162V169H160ZM37 169V170H36ZM150 169V170H149ZM154 169H156V170H154ZM154 170V171H153ZM16 171V172H15ZM19 171V172H18ZM117 171V172H116ZM160 171V172H161ZM120 172V173H119ZM156 172V173H157ZM184 172H186V170L184 171ZM124 173V174H123ZM118 174V176L116 177V175ZM121 174H123V176L124 177H122V175ZM120 175V176H119ZM133 175V176H134ZM112 176H114V178L112 177ZM146 176V177H145ZM22 177V178H21ZM150 177V176H149ZM13 178V179H14ZM27 178V179H26ZM58 178V179H57ZM116 178V179H115ZM121 178V179H120ZM151 178V177H150ZM49 179H51V180H49ZM118 179V180H117ZM147 180H148V177L146 178ZM27 180V181H26ZM41 180V181H40ZM46 180V181H45ZM142 180V179H141ZM65 181H66V183H65ZM82 181V183H84L83 185L80 183ZM116 181V182H115ZM145 181V180H144ZM56 182V183H55ZM59 184H58V183ZM143 182V181H142ZM17 183H20L19 185L17 184ZM63 183V184H62ZM72 183V184H71ZM78 183L80 184V185H78ZM27 184V183H26ZM25 184V185H26ZM46 184L47 185H51V187H53V189L51 188V187H47L46 186ZM54 184V185H53ZM56 184H58V185H56ZM60 184L62 185L61 187H60ZM65 184V185H64ZM99 184V185H98ZM13 186H14V184H12ZM10 186L11 187V189H12V191H13V188H15V189H17L16 188V186ZM24 185V189L25 190H29L28 188L29 187H27V186H25ZM38 185V184H37ZM44 185H45V187H46V189H45V187H44ZM53 185V186H52ZM56 185V186H55ZM82 185V186H81ZM82 188H81V187ZM87 186V185H86ZM175 186V185H174ZM174 186L172 187V186H170V191L168 192L169 194H167V196L169 197V195L172 197H169V198H171L172 199V201L171 202H173V205H174V207L176 208V209H178L177 211L179 212V210H180V212H185V209H187L186 208V203L184 204L183 202H182V199L184 200V197L183 196H181V195H178V194H176L177 193V191H176V188H174ZM18 187V188H19ZM54 187L56 188L57 187V189H54ZM59 187V188H58ZM43 188V189H42ZM49 188H50V190H49ZM87 188V189H86ZM7 189V188H6ZM8 189L9 190H11L9 187H8ZM14 189V190H15ZM22 189H23V187H22ZM47 189H48V191H47ZM79 189V190H78ZM98 189V188H97ZM97 189H95V190H97ZM101 189L102 188H99V190L101 191ZM175 189V191H174V193H173V190ZM43 190V191H42ZM89 190V194H88V192L86 193V191H88ZM99 190H97L96 191V193H95V197L97 198H92V199H96V201L98 202L99 201V204H100V202L103 204V202L105 201L106 203L105 204H110V202H113L112 200H110V199H113V200H115L113 197H115L116 198V195H118V194H115L116 192H115V190L113 191V190H110V192H112V193H110L109 192V190H107L108 192L106 193V189L104 190V189H102V191L100 192ZM162 190V189H161ZM163 190H165V188H163ZM84 191H85V194H84ZM167 191V190H166ZM172 191V192H171ZM80 192V193H79ZM104 192V194H102ZM45 193V194H44ZM50 193V194H49ZM91 193V194H90ZM171 193V194H170ZM40 194V195H41ZM81 194V196H83ZM113 194H115L114 196H113ZM174 194V195H173ZM97 195V196H96ZM99 195V196H98ZM166 195V194H165ZM175 195H177V196H175ZM83 196V198L85 199L86 198V196L84 197ZM179 196H180V198H179ZM80 197V198H79ZM107 197V198H106ZM110 197V198H109ZM129 197H130V195H129ZM128 197V198H129ZM182 197V198H181ZM49 198L50 199H52L53 200V203H52V200L50 201L49 200ZM57 198H59L58 199V202H56V200H57ZM103 198V199H102ZM118 198H119V196H118ZM118 198H116V200L118 199ZM131 198V197H130ZM133 198V200L135 199V196L134 197H132ZM131 198V199H132ZM175 198V199H174ZM100 199V200H99ZM105 199V200H104ZM179 199H181V200H179ZM107 200L109 201L110 200V202H107ZM177 200V201H176ZM15 201V200H14ZM59 201H61V202H59ZM83 201V202H82ZM94 201V200H93ZM127 201V200H126ZM129 201V200H128ZM131 201V200H130ZM174 201H176L177 203H175ZM55 202V203H54ZM121 202V203H120ZM131 202H133V201H131ZM170 202V204L168 203L167 204V207H165V203H162V205H163V207H165L164 208V210H166V212H167V214L169 213V214H173V212H175V208L173 209V205H172V203ZM13 203V202H12ZM11 202H10V204H8V205H10L9 207H8V205L7 206H5V205H3L4 203H0V210H2V211H0V212H2L3 214H5L6 216H9L8 218L9 219H11V220H7V225H9L10 227L9 228H11V227H13L14 229H18V228H20L19 227V225L21 226L22 224H23V226H26V227H21V228H24V229H27L29 226H30V224H31V226L30 227H37V229L38 230H40L41 231V229H42V232H44V233H46L47 235H46V238H47V243H49L50 244V242L51 243H53V241L55 242V243H53L54 245L57 243L58 245H61V246H59L60 247V250H61V252L62 253H60L59 252V254H57L58 256L57 257H60L61 259L63 258V260L66 258V260L65 261H67V263L66 264H100L99 262H101L103 259H99L100 258V256H101V254H99V256H98V254H96V253H93V252H91V251H89V250H87L88 248L86 247V244H83L82 243V241L81 242H79L81 239H79V237H75V235H74V233L76 234L77 232H75V231H70V230H67V229H64L63 227L61 228L60 227V225H58L57 224V222H53V221H55L54 219H52L51 218V216H50V214H49V216L47 215L48 214V212H44L45 210H44V208H42L43 209V212H42V210L41 211H39V208L38 209H36V204L34 205V203L32 204V203H29L30 205H33V206H30V208L29 209H32L33 207H35V209L33 210V211H35L36 213H34L33 211L31 212V210H29L28 209V207L29 206H27V209L29 210V213H28V210L27 209H22L21 207H20V205H18V202H14L13 204H12ZM45 203V204H44ZM57 203V204H56ZM87 203H89V201L88 202H86L85 203V205H87ZM154 203H157V202H155L154 201ZM181 203V204H180ZM6 204V203H5ZM20 204V203H19ZM28 204V205H29ZM40 204V203H39ZM121 204V205H120ZM150 204H152L153 205V203L152 202H150ZM14 206V207H12V206ZM47 205V206H46ZM79 205V206H78ZM80 205H81V207H80ZM115 205V204H114ZM151 205V206H152ZM155 205V204H154ZM157 205V204H156ZM169 205H171V209L169 208ZM182 205V206H181ZM88 206V205H87ZM86 206V207H87ZM124 206V207H123ZM127 206H129L130 207V209H131V211L129 210V208H127ZM150 206V205H149ZM176 206H179V207H176ZM18 207V208H17ZM69 207V208H68ZM75 207H77V208H75ZM121 207H123V209L124 208H127V210L125 211V210H121ZM185 207V208H184ZM20 208V209H19ZM73 208H74V210H73ZM82 208V210L81 211H79L80 209ZM119 208H120V210L121 211H123V214L125 213L126 215H127V217L125 216V214L123 215L122 214V212L121 211H119ZM133 208H134V210H133ZM168 208H169V211H168ZM22 209V210H21ZM51 209V208H50ZM78 211H76V210ZM118 209V210H117ZM20 210V211H19ZM27 210V211H26ZM37 210H38V212H37ZM68 210V211H67ZM171 210V211H170ZM181 210H183V211H181ZM17 211V212H16ZM70 211V212H69ZM73 211H75V213L73 212ZM119 211V212H118ZM5 212V213H4ZM25 212V213H24ZM40 212V213H39ZM56 212V213H57ZM61 212V213H60ZM107 212V211H106ZM127 212V213H126ZM130 212V213H129ZM18 213V214H17ZM23 213V215L21 216V218H20V214H22ZM31 213H33V214H31ZM39 213V214H38ZM41 213H43V214H41ZM60 213V214H59ZM73 213V214H72ZM79 213H81V214H79ZM148 212L146 211L145 212V214H147ZM8 214V215H7ZM10 214H11V216H10ZM26 214V215H25ZM28 214H30V215H28ZM171 214V215H172ZM28 215V216H27ZM33 215H35V216H33ZM39 215V216H38ZM44 215V216H43ZM46 215V216H45ZM94 215H99V218L97 217V216H94ZM110 215V214H109ZM121 215H123V217L124 218H122L121 219ZM12 216H14V217H12ZM43 218H42V217ZM71 216V217H70ZM74 218H73V217ZM105 216V217H104ZM18 219H17V218ZM24 217V218H23ZM41 219H40V218ZM44 217H46V218H44ZM48 217V218H47ZM66 219H65V218ZM126 217V218H125ZM34 218V219H33ZM39 218V219H38ZM61 218V219H62ZM75 218H77V219H75ZM78 218H80V220L78 219ZM13 219H15V221H16V219H17V221L15 222ZM27 219V220H26ZM37 219V220H36ZM50 219H51V222H50ZM58 219V218H57ZM62 219V220H63ZM69 219V220H68ZM93 219V220H92ZM96 219V220H95ZM100 219V220H99ZM125 219V220H124ZM170 219V220H169ZM44 220H45V222H44ZM60 220V219H59ZM79 221V223H78V221ZM115 220V221H114ZM121 220H123V221H121ZM128 220V221H127ZM139 220V219H138ZM174 219H173V217L171 218V217H169V218H167V219H163V221H161L160 222V224H162L166 229H167V227H168V229L169 228H171L172 227V225L171 224H173L174 223V221H173ZM24 221V222H23ZM77 221V222H76ZM141 221H142V219L141 220H139V223H141ZM172 221H173V223H172ZM27 222V223H26ZM42 222H44V224L42 223ZM49 222V223H48ZM81 222V223H80ZM123 222V224H120V223H122ZM134 224H133V223ZM168 222H170V223H168ZM53 223V224H52ZM56 223V224H55ZM89 223V224H88ZM110 223V224H109ZM135 223H137V224H135ZM13 224V225H12ZM26 224V225H25ZM33 224V225H32ZM35 224V225H34ZM76 224V225H75ZM80 224V225H79ZM134 226H133V225ZM17 226V227H15V226ZM29 225V226H28ZM42 225H44V227L42 226ZM74 225V226H73ZM78 225V226H77ZM109 225V226H108ZM130 225H131V228L132 227H134L135 228V226L136 227H138L137 229H131L130 230V228H128V227H130ZM138 225V226H137ZM168 225V226H167ZM28 226V227H27ZM59 226V227H58ZM85 226V227H86ZM89 226V227H90ZM106 226V227H105ZM39 227V228H38ZM46 227V228H45ZM50 227V228H49ZM82 227H84V226H82ZM48 228V229H47ZM58 228H60V229H58ZM105 228H107V229H105ZM128 228V230H126ZM57 230V231H56ZM68 231H69V233H68ZM107 231V232H106ZM60 232V233H59ZM62 232V233H61ZM71 232H72V234H71ZM137 232V231H136ZM135 232V233H136ZM19 234V233H18ZM17 234V236H14V237H12V238H10V239H12V240H16V239H20V238H23L24 239V241L25 242H27L28 240H29V237H28V235L26 234V233H24V234H26L25 235V237H24V234H19L18 235ZM103 234V233H102ZM129 234V235H128ZM49 235V236H48ZM66 237H65V236ZM71 236H74V239H73V237H72V240H71ZM87 236V234L85 235V238L87 239V241H91V240H94L95 239V237L94 236H92V235H89L88 234V237H86ZM18 237V238H17ZM50 237V238H49ZM60 237H61V239H60ZM65 237V238H64ZM67 237H68V239H67ZM70 237V238H69ZM130 237V238H129ZM132 237V238H131ZM14 238V239H13ZM27 238V239H26ZM90 238V239H89ZM94 238V239H93ZM135 238V239H134ZM22 239V240H23ZM79 239V240H78ZM139 239V238H138ZM138 239H136V240H138ZM21 240V239H20ZM50 240V241H49ZM135 240V241H136ZM62 242V243H61ZM71 242V243H70ZM75 243V244H74ZM77 243V244H76ZM48 244V245H49ZM53 244H50V246H48L46 249L45 248H43V249H41V252H42V257H40L41 259L43 258V260H45V261H47V262H49L48 260H49V258L50 257H52L54 254V252H53ZM73 244H74V246H73ZM76 245V246H75ZM136 245H137V247H136ZM141 246V245H140ZM162 247H161V249H160V254L162 255H160L159 257H160V259H159V257L157 258V260H158V263L160 262L159 260H161V258L163 259V260H161V261H163L164 262V264H177V262H175L174 261V258H176L175 257V255H174V253H172L173 251L171 250V249H168V246H167V244H164V245H161ZM163 246H164V248H163ZM52 247V248H51ZM69 247V248H68ZM71 247H73V248H71ZM80 247H81V249H80ZM85 247V248H84ZM141 247H139V249H140ZM162 248H163V250H162ZM168 250H167V249ZM32 249L33 250H36V248H34V247H32ZM48 249V250H47ZM71 249V250H70ZM74 249H76V250H74ZM43 250V251H42ZM121 250V251H120ZM162 250V251H161ZM45 251H47L46 253H45ZM77 251H78V253H77ZM135 251V252H134ZM138 251V250H137ZM44 252V253H43ZM49 252H50V254H49ZM52 252V253H51ZM73 252V253H72ZM76 252V253H75ZM154 252H156L155 250H154ZM168 252L171 254H168ZM73 254V256L71 257L70 256V254ZM80 253V254H79ZM90 253V254H89ZM129 253H131V254H129ZM135 253H136V255H135ZM159 253V249L157 248V252H156V254H158ZM165 253V254H164ZM64 254V255H63ZM87 254H88V256H90L89 257V260L87 261V259H88V256H87ZM252 254V253H251ZM258 253H256V255H257ZM45 255V256H44ZM49 255H51V256H49ZM75 255V256H74ZM133 255V256H132ZM137 255H138V257H137ZM141 255V254H140ZM255 254H253V255H251V256H253V257H256V255L254 256ZM1 257V259L5 256H2V255H0ZM56 256V255H55ZM69 256H70V258H69ZM79 257V258H77V257ZM91 256H92V263L90 262V263H88L91 259ZM130 256H132V257H130ZM171 258H170V257ZM173 256V257H172ZM250 256V255H249ZM251 256H250V258H251ZM258 256V255H257ZM44 257H46V258H44ZM70 259H68V258ZM76 257V258H75ZM81 257V258H80ZM84 257V258H83ZM97 257V258H96ZM102 257V256H101ZM115 257H117V258H121V259H123V262L121 261V260H117L116 261V259H115ZM5 258V260H8L10 257L9 256H5L4 257ZM8 258V259H7ZM166 258V259H165ZM258 258V257H257ZM257 258H255L254 260H256ZM10 259H15V258H10ZM48 259V260H47ZM74 259V260H73ZM77 259V260H76ZM79 259V260H78ZM108 259H109V257H108ZM165 259V260H164ZM172 259V260H171ZM259 259V258H258ZM23 260V259H22ZM69 260V261H68ZM73 261V263H72V261ZM81 260V261H80ZM86 260V261H85ZM129 260H131V263H129L130 261ZM251 260L253 261V259L251 258ZM51 261V260H50ZM71 261V262H70ZM75 261V262H74ZM76 261H78V262H76ZM107 261H109V260H107ZM174 263H173V262ZM148 262V261H147ZM150 262V263H149ZM148 263L149 264H153L154 262L153 261H149ZM153 262V263H152ZM157 262V261H156ZM162 262V263H163ZM50 263V262H49ZM161 263V264H162ZM254 264H256L255 263V261L253 262ZM252 263V264H253ZM132 264H134V262L132 263ZM178 264H188V263H186V262H179ZM258 264V263H257Z\"/></svg>",
  "mask_w": 264,
  "mask_h": 264
}]
</instances>
